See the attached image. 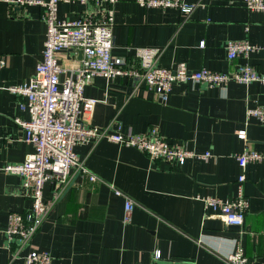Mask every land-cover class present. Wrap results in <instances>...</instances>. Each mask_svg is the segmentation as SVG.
Returning <instances> with one entry per match:
<instances>
[{
    "label": "crops",
    "instance_id": "1",
    "mask_svg": "<svg viewBox=\"0 0 264 264\" xmlns=\"http://www.w3.org/2000/svg\"><path fill=\"white\" fill-rule=\"evenodd\" d=\"M186 1L196 4L187 15L117 0L112 54L133 59L137 47L151 46L160 49L159 64L167 67L183 61L191 70L226 71L249 62L264 71V12L247 9L243 0ZM87 7L78 0H60L57 16L72 19ZM41 12L39 5L0 0V55L5 59L0 67V264H23V253L11 256L15 244L7 247L5 228L10 211H24L31 203L20 191L21 177L1 167L21 162L33 146L14 121L29 114L6 87L29 80L41 60L47 32ZM240 39L256 48L247 57L228 59L226 43ZM80 58L73 49L59 55L65 67L78 65ZM83 95L96 99L92 124L98 128L111 125L139 133L156 126L171 142L210 151V156L174 165L104 137L76 144L77 156L98 179L71 170L72 182L33 237V248L47 251L51 264H150L155 250L165 259L229 264L226 255L239 239L246 256L264 264V164L251 162L245 168L249 205L242 226L225 225L202 200L234 197L240 173L235 155L245 147L264 150V120L246 116L248 106L264 107L261 82L229 81L218 87L177 82L162 101L142 84L134 89L119 76L95 75ZM243 127L246 139L236 135ZM54 189V182L44 183V201L53 198ZM125 197L134 203L127 223Z\"/></svg>",
    "mask_w": 264,
    "mask_h": 264
},
{
    "label": "built area",
    "instance_id": "2",
    "mask_svg": "<svg viewBox=\"0 0 264 264\" xmlns=\"http://www.w3.org/2000/svg\"><path fill=\"white\" fill-rule=\"evenodd\" d=\"M10 4L39 5L41 18L47 26L43 42L42 57L36 64L34 74L29 80L6 88L19 97L22 109L28 119L15 117L20 125L23 138L32 144L33 150L19 163H8L1 167L4 171L16 173L21 177L20 191L30 199V206L24 211L12 210L8 213L5 235L11 256L22 253L23 264H51V255L44 250L32 247V240L42 223L49 216L54 203L72 182L70 172L86 173L90 181L98 177L92 174L79 159L74 146L89 140L107 138L110 141L135 147L144 152L149 159L168 164L182 165L189 158H208L210 151L197 152L184 143H173L161 134L156 126H150L143 132L124 133L119 127L111 125L98 128L92 124V115L96 99L84 97L85 85L95 75L110 80L119 76L130 81L137 89L141 84L162 101L169 98L174 83H200L218 87L229 81L250 83L259 81L264 85V71H260L249 62H243L235 69L218 71L201 68L191 70L186 63L179 61L175 66L159 64L160 49L157 47H137L133 59L115 57L112 52L114 3L117 0H78L87 4V10L72 19H59L57 6L60 0H3ZM139 5L150 8H174L189 14L196 6L186 0H135ZM249 10L264 12V0H243ZM228 59L238 55L247 57L256 46L245 39L226 43ZM81 51L80 63L74 67H65L59 61L62 50ZM5 64L0 55V67ZM66 72L63 79L61 73ZM247 119L254 117L264 120V107L248 106ZM236 135L246 139V129L239 128ZM240 168L237 177V192L231 199L207 195L202 197L203 205L219 217L227 226H242L249 200L244 194L243 183L246 179L245 168L248 163L264 164V150L245 147L235 155ZM46 181L55 184L53 198L44 201L43 186ZM117 195L122 192L111 186ZM134 203L125 197L123 221H130ZM28 248V250H26ZM26 252L24 253V251ZM165 260V261H164ZM229 264H254L244 253L238 239L234 249L226 255ZM150 264H198L192 260L165 259L159 250L152 254Z\"/></svg>",
    "mask_w": 264,
    "mask_h": 264
},
{
    "label": "water",
    "instance_id": "3",
    "mask_svg": "<svg viewBox=\"0 0 264 264\" xmlns=\"http://www.w3.org/2000/svg\"><path fill=\"white\" fill-rule=\"evenodd\" d=\"M78 53H79V55L81 56V51H79Z\"/></svg>",
    "mask_w": 264,
    "mask_h": 264
}]
</instances>
